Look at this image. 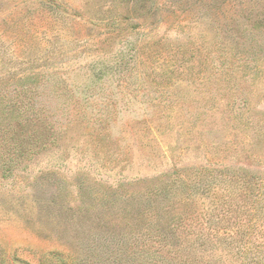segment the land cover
Wrapping results in <instances>:
<instances>
[{"label":"rangeland","instance_id":"1","mask_svg":"<svg viewBox=\"0 0 264 264\" xmlns=\"http://www.w3.org/2000/svg\"><path fill=\"white\" fill-rule=\"evenodd\" d=\"M0 264H264V0H0Z\"/></svg>","mask_w":264,"mask_h":264}]
</instances>
